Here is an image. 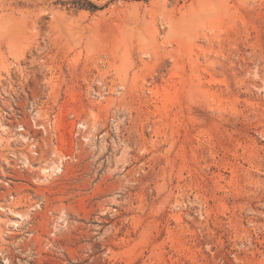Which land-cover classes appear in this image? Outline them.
<instances>
[{
    "label": "rangeland",
    "instance_id": "1",
    "mask_svg": "<svg viewBox=\"0 0 264 264\" xmlns=\"http://www.w3.org/2000/svg\"><path fill=\"white\" fill-rule=\"evenodd\" d=\"M0 264H264V0H0Z\"/></svg>",
    "mask_w": 264,
    "mask_h": 264
}]
</instances>
